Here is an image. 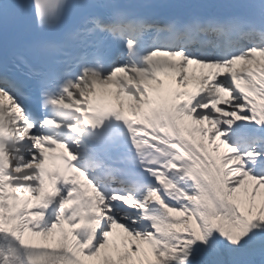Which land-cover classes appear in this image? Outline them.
Returning a JSON list of instances; mask_svg holds the SVG:
<instances>
[{
  "label": "snow or ice",
  "instance_id": "snow-or-ice-1",
  "mask_svg": "<svg viewBox=\"0 0 264 264\" xmlns=\"http://www.w3.org/2000/svg\"><path fill=\"white\" fill-rule=\"evenodd\" d=\"M0 264H264V0H0Z\"/></svg>",
  "mask_w": 264,
  "mask_h": 264
}]
</instances>
